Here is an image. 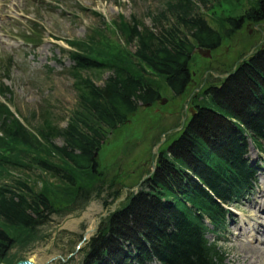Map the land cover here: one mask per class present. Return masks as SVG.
I'll list each match as a JSON object with an SVG mask.
<instances>
[{"label":"trees","instance_id":"obj_1","mask_svg":"<svg viewBox=\"0 0 264 264\" xmlns=\"http://www.w3.org/2000/svg\"><path fill=\"white\" fill-rule=\"evenodd\" d=\"M158 1L165 9L154 28L120 15L86 39L67 41L77 102L64 129L49 118L34 128L14 113L12 91L0 79V264H16L18 252L45 239L40 229L53 216L78 214L94 200L113 205L124 185L95 158L108 136L141 106L188 96L198 81V47L215 51L245 23L264 22V0ZM11 63L0 61L5 75ZM105 73L98 86L93 78ZM219 85L196 94L197 115L161 155L156 174L103 219L82 264H226L206 235L225 226V208L256 179L248 138L264 157V50Z\"/></svg>","mask_w":264,"mask_h":264},{"label":"rangeland","instance_id":"obj_2","mask_svg":"<svg viewBox=\"0 0 264 264\" xmlns=\"http://www.w3.org/2000/svg\"><path fill=\"white\" fill-rule=\"evenodd\" d=\"M164 9L165 2L158 0H0V61L12 59L10 73L5 75L0 69V79L12 91L13 111L34 128L46 118L55 126L66 128L77 102L75 79L68 74L72 62L67 54L70 50L67 41L86 39L92 35L95 27H104V22L115 21L120 15L128 21L134 16L145 27L152 28L153 18ZM221 13L224 12H217ZM29 33L41 41L37 46L21 40ZM263 48L264 22L245 23L232 39L212 52L211 58H205L195 51L199 57L193 63L192 73L198 79V87L194 84L188 96L176 99L170 95L162 97L167 99L165 104L159 101L152 108L140 107L137 118L108 136L109 145L95 158L96 162L108 169L106 177L117 176L120 187L124 185L122 195L131 193L130 190L144 177L158 171L157 155L169 149L172 141L189 126L196 116L192 115L191 108L198 113L194 98L196 101L201 100L196 95L202 91L201 85L204 84L205 89L210 83L221 84L220 76L231 73L233 69L255 58ZM132 51L135 52V47ZM107 78L108 73H105L93 78V81L102 86ZM54 142L63 145L61 139H55ZM247 158L250 164H258L262 170L257 173L253 195L246 201L229 206L236 216V223L229 220L226 237L219 245L225 254L226 264H264V248L259 253L246 251L244 243L247 242H238L234 238L242 233L246 241L247 234L244 231L249 225L253 229L264 225V209L260 207H264L261 197L264 192V161L261 166V154L251 143ZM1 183L3 180H0ZM122 198L120 196L107 209L102 201L94 200L78 214L64 218L53 216L40 229L45 239L29 250L18 252V261L82 264V251L95 234L90 231H100L103 222L100 220L97 225L99 219L105 213L109 215L113 206L115 212L119 204L127 199L125 196L120 201ZM254 201H257L256 205ZM253 216L258 219L253 220ZM85 235L88 241L83 242ZM207 239L213 243L215 237L209 235ZM259 239L264 240V235ZM251 246L254 247L253 244ZM11 254H16V251ZM149 264L160 263L154 261Z\"/></svg>","mask_w":264,"mask_h":264},{"label":"water","instance_id":"obj_3","mask_svg":"<svg viewBox=\"0 0 264 264\" xmlns=\"http://www.w3.org/2000/svg\"><path fill=\"white\" fill-rule=\"evenodd\" d=\"M197 52H198L200 55H202L203 57H205V58H211V50H206V49H203V48L198 47V48H197ZM252 59H253V58H251L250 60H252ZM235 70H236V69H234L233 71H235ZM231 76H232V74H226V75H224V76H220V78H221V79H229ZM162 101H163L162 104L167 103V99H163ZM191 112H192L193 116H195V115L197 114L196 111H194L193 109H191ZM96 155H97V154H96ZM138 188H139V186L136 187L135 189H133L132 191L137 190ZM125 196H127V195H124V197H125ZM124 197H123L120 201L124 200ZM120 201H119V202H120ZM114 210H115V207L113 206V207L111 208V212H114ZM105 216H107L106 213H105L104 215L101 216V219L104 218ZM101 219H99L97 225L100 223V220H101ZM94 231H95V230H92V231H90V233H91V232H94ZM86 239H87V235H85V237H84V241H85ZM17 264H35V263H33L31 260H23V261L18 262Z\"/></svg>","mask_w":264,"mask_h":264},{"label":"bare ground","instance_id":"obj_4","mask_svg":"<svg viewBox=\"0 0 264 264\" xmlns=\"http://www.w3.org/2000/svg\"><path fill=\"white\" fill-rule=\"evenodd\" d=\"M156 159H158V158H156ZM262 199L264 200V192H262ZM258 200H260V198L258 199ZM255 202V201H254ZM259 202H261V200L259 201ZM257 204V201L255 202V204L254 205H256ZM261 208H263L264 209V207H262V206H260ZM252 219L253 220H257L258 218L256 217V216H253L252 217ZM258 222V221H257ZM262 227H260V228H257V229H252V230H250V232L249 233H252V236H251V234H250V236L248 237V239L249 240H251V238H253L254 236H255V238L257 237L256 235H258V236H261V235H263L264 234V225H261ZM251 228H252V226H251ZM241 239V235L239 236V240L238 241H241L240 240ZM242 242V241H241ZM253 242L256 244V240H254L253 239ZM245 245H246V251H255V252H257V253H259V251H261V249L262 248H264V242H261V244H260V248H258V247H256V246H254V247H252L251 245H248V244H246V243H244ZM242 245H243V243H242ZM264 251V250H263ZM263 253V252H262ZM264 255V254H263Z\"/></svg>","mask_w":264,"mask_h":264},{"label":"flooded vegetation","instance_id":"obj_5","mask_svg":"<svg viewBox=\"0 0 264 264\" xmlns=\"http://www.w3.org/2000/svg\"><path fill=\"white\" fill-rule=\"evenodd\" d=\"M207 81V80H206ZM204 86V84H202L201 85V87H203ZM161 101V100H160ZM153 106L151 105V106H149V108H152ZM164 133H166V132H164Z\"/></svg>","mask_w":264,"mask_h":264}]
</instances>
